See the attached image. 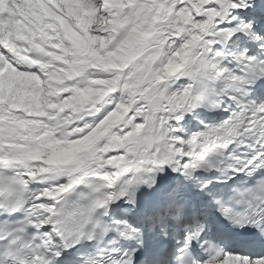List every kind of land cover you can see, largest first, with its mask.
I'll return each mask as SVG.
<instances>
[{"label": "clouds", "instance_id": "obj_1", "mask_svg": "<svg viewBox=\"0 0 264 264\" xmlns=\"http://www.w3.org/2000/svg\"><path fill=\"white\" fill-rule=\"evenodd\" d=\"M230 6L0 0V157L12 160L0 169L16 178L26 221L70 208L85 238L99 242L92 204L122 199L162 161L191 153L221 176L234 166L227 148L235 133L199 127L248 73L264 72V59L225 52ZM229 56L244 76L227 67Z\"/></svg>", "mask_w": 264, "mask_h": 264}, {"label": "snow or ice", "instance_id": "obj_2", "mask_svg": "<svg viewBox=\"0 0 264 264\" xmlns=\"http://www.w3.org/2000/svg\"><path fill=\"white\" fill-rule=\"evenodd\" d=\"M230 9L225 52L243 53L245 63L264 59V0H231ZM238 61H224L237 78L245 75ZM205 125L235 133L227 148L234 166L221 176L190 156L162 161L122 199L92 204L99 242L85 238L70 208L43 223L26 221L16 178L0 169V264H45L49 256L55 264H225L216 259L221 253L264 264V72L248 73L240 92L199 127Z\"/></svg>", "mask_w": 264, "mask_h": 264}, {"label": "bare ground", "instance_id": "obj_3", "mask_svg": "<svg viewBox=\"0 0 264 264\" xmlns=\"http://www.w3.org/2000/svg\"><path fill=\"white\" fill-rule=\"evenodd\" d=\"M33 2H35V0H33ZM39 2H43V0H39ZM228 135L231 136L232 133L227 131ZM190 156H192L193 154H189ZM224 259L225 260V264H243V260L237 257H228L227 259H225V257L221 258L220 260Z\"/></svg>", "mask_w": 264, "mask_h": 264}, {"label": "rangeland", "instance_id": "obj_4", "mask_svg": "<svg viewBox=\"0 0 264 264\" xmlns=\"http://www.w3.org/2000/svg\"><path fill=\"white\" fill-rule=\"evenodd\" d=\"M212 2H214L216 4H222V3H224V0H212ZM229 2L231 3V0H229ZM217 10H219V8ZM229 11H231L230 8H229Z\"/></svg>", "mask_w": 264, "mask_h": 264}]
</instances>
